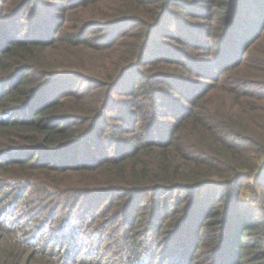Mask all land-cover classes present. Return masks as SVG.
<instances>
[{"label": "trees", "instance_id": "trees-1", "mask_svg": "<svg viewBox=\"0 0 264 264\" xmlns=\"http://www.w3.org/2000/svg\"><path fill=\"white\" fill-rule=\"evenodd\" d=\"M0 207V264H264V0H0Z\"/></svg>", "mask_w": 264, "mask_h": 264}, {"label": "rangeland", "instance_id": "rangeland-1", "mask_svg": "<svg viewBox=\"0 0 264 264\" xmlns=\"http://www.w3.org/2000/svg\"><path fill=\"white\" fill-rule=\"evenodd\" d=\"M0 211H4V208H1V207H0ZM6 212H8V211H6Z\"/></svg>", "mask_w": 264, "mask_h": 264}]
</instances>
